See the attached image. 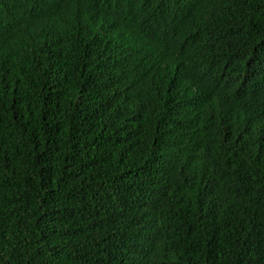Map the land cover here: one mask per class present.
<instances>
[{
    "label": "trees",
    "instance_id": "1",
    "mask_svg": "<svg viewBox=\"0 0 264 264\" xmlns=\"http://www.w3.org/2000/svg\"><path fill=\"white\" fill-rule=\"evenodd\" d=\"M0 264H264V0H0Z\"/></svg>",
    "mask_w": 264,
    "mask_h": 264
}]
</instances>
